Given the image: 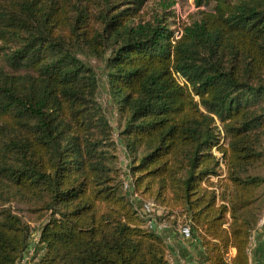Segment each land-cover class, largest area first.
I'll use <instances>...</instances> for the list:
<instances>
[{"label":"trees","instance_id":"obj_1","mask_svg":"<svg viewBox=\"0 0 264 264\" xmlns=\"http://www.w3.org/2000/svg\"><path fill=\"white\" fill-rule=\"evenodd\" d=\"M194 4L174 30L176 0H0V264H23L33 223L34 264H172L123 190L121 144L134 190L172 228L190 224L205 264H251L264 0Z\"/></svg>","mask_w":264,"mask_h":264},{"label":"rangeland","instance_id":"obj_2","mask_svg":"<svg viewBox=\"0 0 264 264\" xmlns=\"http://www.w3.org/2000/svg\"><path fill=\"white\" fill-rule=\"evenodd\" d=\"M161 0H149V5H148V9L149 10H154L156 8H158V5L160 4ZM175 9H176V13L178 15V18L175 19L176 24L172 27L174 30H180L181 29V24L182 23H188L190 16L195 14L197 12V8L195 7L194 4V0H176V5H175ZM88 64L93 66L96 71L99 73V99L101 104L104 106L105 111L108 115L109 120L111 121V124L113 126V128L115 129V140L118 141V131H116L118 124H117V115H116V111L115 109L112 107V105L110 104V100H109V96H108V92H107V81H106V77L102 71V66L94 59H91L88 61ZM181 82H183L182 79H180ZM122 147V148H121ZM121 147L118 148V155H119V163H120V168L122 170V174H124L125 172H129L130 173V167L126 168V156L124 154V146L121 144ZM131 174V173H130ZM123 176V175H122ZM126 180V179H125ZM17 212L19 214L25 215L24 214V210L22 207H18L16 206ZM264 217V215H263ZM26 219H29L27 216H25ZM264 218L261 219V221ZM181 221V220H180ZM260 221V224H261ZM33 228L35 227V231H33L32 233V238L30 241V247L27 250V252L25 253V259L23 260V264H34V261L36 259H38L37 256L40 257L41 253H39L38 251H40L41 247H38V240H39V226L38 224L33 223L32 224ZM37 247L36 253H35V248ZM41 252V251H40ZM35 255V258H34ZM37 255V256H36ZM172 264H174V257L171 256L170 257Z\"/></svg>","mask_w":264,"mask_h":264},{"label":"crops","instance_id":"obj_3","mask_svg":"<svg viewBox=\"0 0 264 264\" xmlns=\"http://www.w3.org/2000/svg\"><path fill=\"white\" fill-rule=\"evenodd\" d=\"M165 237L174 264H205L204 250L197 237L184 239L175 227L168 230ZM251 249V264H264V224L255 233Z\"/></svg>","mask_w":264,"mask_h":264},{"label":"built area","instance_id":"obj_4","mask_svg":"<svg viewBox=\"0 0 264 264\" xmlns=\"http://www.w3.org/2000/svg\"><path fill=\"white\" fill-rule=\"evenodd\" d=\"M119 147H121V145ZM124 150H125L124 154L126 156L125 159L127 163L126 168L127 167L129 168L130 159H129L128 153L125 148ZM222 167L224 169L223 165ZM123 171H124V174H122L123 175L122 176L123 177V190L125 191V193L129 195L130 200L133 202L135 209L137 210L139 216L144 222L145 228L149 229L150 231L157 232L166 240L165 234L168 230L172 229V227L167 221L161 220V217L165 215L164 209L161 208L159 205H157L153 200H146L142 198L134 190V179L132 175L129 172L128 173L125 172V170ZM185 222L186 221H184V223L178 227L179 233L184 239H191L193 237L191 226L189 223H185ZM261 224L262 225L264 224V219L261 221ZM251 248H252V245H251Z\"/></svg>","mask_w":264,"mask_h":264}]
</instances>
